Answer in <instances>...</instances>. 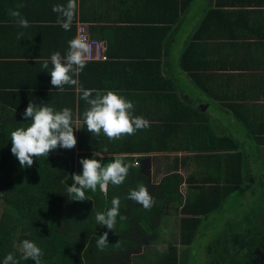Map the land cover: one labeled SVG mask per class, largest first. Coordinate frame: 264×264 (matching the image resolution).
Masks as SVG:
<instances>
[{
    "label": "trees",
    "instance_id": "1",
    "mask_svg": "<svg viewBox=\"0 0 264 264\" xmlns=\"http://www.w3.org/2000/svg\"><path fill=\"white\" fill-rule=\"evenodd\" d=\"M191 1L171 0L167 5V0H158V21L174 25L180 19V8L183 11ZM212 13L214 12H208L209 15ZM211 19L208 18L202 23L206 25ZM160 28L166 31L162 36L163 41L173 27L167 25ZM107 56L108 60L120 59L119 54H113L111 48ZM108 60L87 63L92 67L109 66L111 63H108ZM134 62L131 64L132 69L125 66L123 74L131 76L141 69L145 73L142 75L141 72L142 77L154 76L150 66L156 65L155 74L158 82L163 84L158 85L157 96L158 99L168 101L158 103L157 109L151 111L150 115H142L139 109L133 110L134 115L143 116L150 122L149 128L139 130L135 135L119 140H109L103 134L98 137L85 136L83 132L86 131V125L82 122L79 134L74 130L77 155L72 149L58 148L50 152L47 158H34L31 167L22 168L18 159L11 153V132L16 127L0 125V264H3L8 253H12L19 264H35L31 259H22L21 243L25 239L34 241L42 249L41 264H189L190 257L196 251V245L200 243L204 230L207 229L205 224L212 222V219L216 221L215 213L220 212L225 216L224 225L228 227V231L236 235L239 233L240 228L236 225L241 219L239 209H234L235 203H229L228 200L238 194L243 197L252 195L257 187L254 183L249 185V181L256 178L251 168H247L244 163L245 153L240 141L231 134L227 125L220 124L226 130L220 134L208 113H203L184 102L174 90V82L162 77L160 63L138 59ZM195 84L199 86V83ZM120 92L123 96L131 95ZM250 94L245 90L238 96L233 93L235 98L232 103H227V107L221 108L230 110L227 112L232 113L249 138L260 144L264 143V112L261 113L260 105L253 103L246 110L245 115L252 114L253 119L240 120V116L244 115V111L240 109L248 107L242 103L253 102V98L259 100L257 97H250ZM82 112L80 107L79 119H82ZM22 126L27 124H21L19 127ZM86 151L94 154H85ZM120 152L153 153L157 155L155 158L158 161H166L168 172L160 182L150 184L143 170L142 157L138 161L140 167L130 168L123 184H109L106 194L97 187L94 193L86 191L89 200H70L71 197L65 199L61 222H58L57 214L49 208V188L52 185L56 188L70 186L73 183L72 174L82 173V165L79 162L81 158H93L95 155L100 159L106 154ZM178 152L188 155L171 156ZM112 158L113 156L104 158L102 163L106 164ZM134 161V157L127 156L125 162ZM191 165H194V169L185 177L180 170H188ZM141 185L148 188L154 200L149 210L128 198L129 192ZM184 185L187 186L186 193L183 192ZM114 197L120 200V215L124 219L118 216L114 231H109L106 226L97 224L95 216L98 212H106L112 206ZM174 207H179L182 215L177 223L179 234L176 235L175 232L172 241L161 239V223L165 220V213ZM258 223L257 227L264 225V220L260 223V218H254L244 230ZM133 224L134 227L144 228L146 241L152 243V246L144 249L141 256H134L141 242L124 233L132 229ZM105 231L109 233V242L106 247L100 249L96 242ZM219 234L220 230L213 235L217 237ZM159 241L165 245L158 247ZM245 247L254 251V257L260 252L264 253V233L249 236L245 246L241 248ZM206 250L217 251L211 242L206 243Z\"/></svg>",
    "mask_w": 264,
    "mask_h": 264
},
{
    "label": "crops",
    "instance_id": "2",
    "mask_svg": "<svg viewBox=\"0 0 264 264\" xmlns=\"http://www.w3.org/2000/svg\"><path fill=\"white\" fill-rule=\"evenodd\" d=\"M157 1L77 0L76 18L71 30L65 31L56 23L58 14L52 11V6L66 5L67 0H0V125L17 128L29 124L22 113L30 101L48 104L56 110L68 107L73 111L74 121L79 117L80 107L84 112L88 105L77 86L65 85L61 92L51 85L48 72L52 68L51 54L59 51L65 55L69 40L77 36V27L84 25L91 38L104 42L107 53L111 48L120 59L108 60L109 66L92 67L87 63L79 74V87L130 93L124 97L133 102V110L139 109L142 115H150L158 103H168L167 99L157 96L158 85L163 84L158 82L155 74L156 65L150 66L154 76L146 78L142 77L145 73L141 69L131 76L123 73L125 66L132 69L131 64L136 59L160 63L162 77L174 82L172 86L184 102L208 113L220 134L226 132L220 124L228 126L231 134L240 141L246 167L251 168V150H264V143L258 144L249 138L232 113L227 112L230 110L221 106L227 107V103H232L235 96L245 90L251 93L250 97L259 100L253 98V102L242 103L248 107L240 109L244 111L240 120L253 119L252 114L245 115L253 103L259 104L261 113L264 112V0H192L183 11L180 8V19L174 25L158 21ZM170 2L167 0V5ZM19 4H23L19 11L28 20V28L18 27L9 15ZM209 11L214 13L209 15ZM208 18L212 19L206 25L202 23ZM167 25L173 29L162 41L166 31L160 27ZM20 32L24 35L18 39ZM45 59L49 60L48 70L42 68ZM83 112L78 121L80 124ZM79 130H75L77 134ZM83 133L92 135L87 130ZM72 150L78 154L76 146ZM85 154L94 153L86 151ZM120 154L134 157V162L143 157V170L152 177L150 184L158 183L157 180H162L159 175L168 172L166 161H158L153 153ZM174 155L181 157L188 153L171 154ZM193 169L194 165H191L188 170L180 171L186 177ZM186 191L184 185L183 192Z\"/></svg>",
    "mask_w": 264,
    "mask_h": 264
},
{
    "label": "clouds",
    "instance_id": "3",
    "mask_svg": "<svg viewBox=\"0 0 264 264\" xmlns=\"http://www.w3.org/2000/svg\"><path fill=\"white\" fill-rule=\"evenodd\" d=\"M23 4L10 10L9 15L14 18L18 27H30L28 20L19 11ZM78 9L77 0H67L66 5L54 4L52 11L57 13V21L65 31H70L76 18ZM23 32L18 33V39L23 37ZM65 55L59 51L51 54L52 68L48 71L51 76V85L59 91L65 85L77 86L81 98L88 107L83 112V124L86 130L94 137L101 134L109 140H119L125 136L135 135L137 131L150 127V122L143 116L133 114L134 104L119 93L108 90L102 92L97 89L79 87V74L91 58V45L87 40L77 35L68 42ZM42 68L49 69V60L42 62ZM25 121H30L27 126L17 127L11 132V153L18 159L22 168L31 167L34 158H47L50 152L58 149H73L77 144L74 130L81 129L79 117L74 121L73 111L68 107L56 110L48 104H35L31 101L22 113ZM106 151V149H105ZM103 157L97 159L81 158V174H72L73 183L67 186L65 193L70 200H89L86 191L96 192L97 187L102 193H107L108 185L119 186L124 183L130 168L140 167L137 162L126 163L127 157L123 154L114 156L110 162L102 163ZM128 198L141 204L149 210L154 204L152 195L147 187L141 185L138 189L129 192ZM111 207L106 212H98L95 220L98 225L106 226L109 231H114L117 217L120 216V200L114 197ZM108 231H105L97 240V247L103 249L108 244ZM22 259H31L35 264H41L42 249L32 240L25 239L21 243ZM3 264H19L12 253H8Z\"/></svg>",
    "mask_w": 264,
    "mask_h": 264
},
{
    "label": "rangeland",
    "instance_id": "4",
    "mask_svg": "<svg viewBox=\"0 0 264 264\" xmlns=\"http://www.w3.org/2000/svg\"><path fill=\"white\" fill-rule=\"evenodd\" d=\"M251 151L253 153L251 156V172L256 179L249 181V185L254 183L257 187L254 189L252 195L250 194L243 197V195L239 196L241 194H238L228 200L229 203H235L234 209H239V216H241V219L236 223L237 228H240L239 233L236 235L228 231L227 227L224 225L225 216H222L220 212L215 213L214 217L216 221L212 219V222L205 224L207 229L204 230V236L201 238L200 243L196 245V251L192 254V257H190L189 264H264L263 252H260L257 257H254V251H249L246 247L241 248L245 246V241L249 236L264 233V225L257 227L259 223L256 227H248L249 229L247 231L244 230L249 223H252L255 217L259 218V214L260 223L264 220V195H262L264 194V150L252 149ZM144 173L148 176V181H150L152 178L151 175L149 176L146 171H144ZM164 177V173L159 175V178L163 179ZM157 181L160 182V180ZM54 186L52 185L48 190V193H50L49 208L51 212L57 214L58 222H61V213L64 207H62V205L65 199L68 198V195L65 193L66 188L60 186L56 188ZM165 216V220L161 223L160 236L161 239L172 241L174 233L176 232V235L179 234L177 223L179 222V217L182 216L179 207L168 209ZM134 224L132 229L124 231V233L141 242V246L137 248L134 254V256H141L144 253V249L152 246V243L146 241V234L143 235L145 229L140 226L134 227ZM219 230L221 234L214 237L213 234L217 231L219 232ZM207 242H211L217 251H207ZM164 245L162 241L157 243L158 247H163ZM177 245L179 246V243H177Z\"/></svg>",
    "mask_w": 264,
    "mask_h": 264
},
{
    "label": "built area",
    "instance_id": "5",
    "mask_svg": "<svg viewBox=\"0 0 264 264\" xmlns=\"http://www.w3.org/2000/svg\"><path fill=\"white\" fill-rule=\"evenodd\" d=\"M77 35L83 36L87 40V42L92 46L91 58L88 61L108 60L106 44L100 40L91 38L84 25H79L77 27ZM137 162H134V164H136Z\"/></svg>",
    "mask_w": 264,
    "mask_h": 264
}]
</instances>
